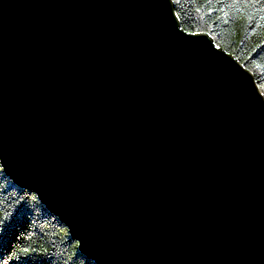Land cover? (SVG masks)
<instances>
[{
	"label": "water",
	"instance_id": "water-1",
	"mask_svg": "<svg viewBox=\"0 0 264 264\" xmlns=\"http://www.w3.org/2000/svg\"><path fill=\"white\" fill-rule=\"evenodd\" d=\"M0 161L96 264H264V97L172 0H0Z\"/></svg>",
	"mask_w": 264,
	"mask_h": 264
},
{
	"label": "trees",
	"instance_id": "trees-1",
	"mask_svg": "<svg viewBox=\"0 0 264 264\" xmlns=\"http://www.w3.org/2000/svg\"><path fill=\"white\" fill-rule=\"evenodd\" d=\"M181 27L207 34L255 79L264 97V0H172ZM0 264H96L39 196L0 161Z\"/></svg>",
	"mask_w": 264,
	"mask_h": 264
}]
</instances>
